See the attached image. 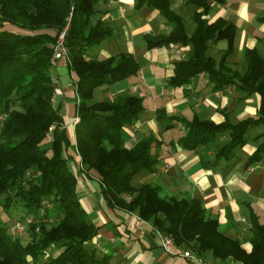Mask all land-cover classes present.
Returning a JSON list of instances; mask_svg holds the SVG:
<instances>
[{
  "label": "trees",
  "instance_id": "trees-1",
  "mask_svg": "<svg viewBox=\"0 0 264 264\" xmlns=\"http://www.w3.org/2000/svg\"><path fill=\"white\" fill-rule=\"evenodd\" d=\"M98 1L0 0V115L4 114L0 121V208L8 211L15 206L21 210V218H32L24 244L8 233L16 220L8 225L0 219V264H112L108 255L98 256L88 246L100 225L87 220L78 199L77 170L69 166L70 156L63 154L70 140L59 108L53 104L51 46L68 19L66 62L75 76L78 99L75 144L81 171L96 174L105 204L133 212L171 235L176 245L200 257L210 253L223 262L231 259L239 264H264V222L251 208V249L247 251L238 239L223 233L217 218L207 213L199 199L165 197L158 184L132 182L134 175L153 170L158 163L153 151L157 140L149 135L131 147L124 145L123 127L144 110L141 96L125 93L111 100H93L95 88L139 71L137 60L128 52L103 59L87 56L112 34L104 19L92 22ZM185 3L195 8L191 33L186 31L184 18L172 9L171 0H137L135 8L153 7L171 27L167 34L145 35L147 48L191 46L192 55L175 63L169 86L181 87L194 76L205 74L216 89L235 85L239 91L259 97L255 115L237 122L227 117L222 122L197 115L191 119L167 117L185 128L178 143L187 150L227 133L228 141L214 157L216 161H229L235 149L245 144L249 128L264 127V51L257 46L244 48L246 67L242 73L228 67L236 25L223 17L210 20L208 0ZM259 20L264 22V16ZM220 40L226 47L216 60L208 48ZM50 127V146L45 147L43 141ZM260 137L263 140L249 155L247 164L264 161V130ZM201 162L208 166L203 155Z\"/></svg>",
  "mask_w": 264,
  "mask_h": 264
},
{
  "label": "crops",
  "instance_id": "crops-1",
  "mask_svg": "<svg viewBox=\"0 0 264 264\" xmlns=\"http://www.w3.org/2000/svg\"><path fill=\"white\" fill-rule=\"evenodd\" d=\"M136 1L99 0L94 6L92 22L104 19L112 34L87 56L103 59L128 52L137 60L139 71L130 78L95 88L93 100H111L125 93L141 96L144 110L133 123L123 127L122 139L126 147H131L141 138L153 135L157 140V144L153 143V151L158 163L153 170L134 175L132 182L158 184L165 197L199 199L207 213L217 218L223 233L238 239L249 251L250 208L264 222V161L247 164V159L263 140L257 136L264 127L249 128L245 144L235 149L234 157L229 161H216L215 152L228 141L227 133H220L207 144L187 150L178 143L185 128L177 120L167 117L191 119L197 115L214 122H222L227 117L237 122L255 115L259 97L247 95L235 85L216 89L205 74L194 76L181 87L169 86L168 78L175 63L192 55L191 46L176 44L147 48L145 35L167 34L171 27L153 7L136 9ZM208 3L210 20L223 17L236 25L234 51L228 56L227 64L242 73L246 67L244 48L257 46L264 51V22L259 20L264 16V0H208ZM171 7L184 18L186 31L191 33L194 27L191 16L195 8L185 0H171ZM225 47L226 42L220 40L210 45L208 53L217 60ZM51 76L55 86L53 104L59 108L70 140L63 154L70 156L69 166L77 170L76 193L87 220L100 225L88 246L98 256L108 255L112 264H200L180 255L167 254L149 222L138 220L133 212L105 204L96 174L78 168L80 158L73 126L76 94L72 79L75 76L65 59L53 65ZM201 155L208 166L202 165ZM4 211L0 212V219L7 224L22 215L18 210L16 215L9 214L8 217V211ZM24 236H27L26 232ZM202 259L205 264H239L231 259L226 262L214 259L210 253L204 254Z\"/></svg>",
  "mask_w": 264,
  "mask_h": 264
},
{
  "label": "built area",
  "instance_id": "built-area-1",
  "mask_svg": "<svg viewBox=\"0 0 264 264\" xmlns=\"http://www.w3.org/2000/svg\"><path fill=\"white\" fill-rule=\"evenodd\" d=\"M68 23H69V19H68L65 27L58 33L55 42L51 46L52 50H53V55H52V59H51L52 65H55L59 60H62V59L68 60V49H67L66 44H65V34H66V30L68 28ZM72 80L74 82V91L76 94L75 79H72ZM76 102H78L77 96H76ZM78 120H79V117H78V115H76L74 118V121H73V126L78 122ZM78 168L80 170H82L83 165L81 163H79ZM136 218L138 220L143 221V219H141L137 215H136ZM30 223H32L31 217L16 219L15 223L9 228L11 234L12 235H19V234L23 233ZM152 229L154 230V232H155V234L159 240L160 246L163 248V250L167 254L180 255V256L188 258L189 260H191L193 262L205 264L202 257L196 255L190 249H185L181 246L176 245L171 235L163 234L162 232H160L157 228H155L153 226H152ZM36 230H38V229H36ZM208 264H211V263H208Z\"/></svg>",
  "mask_w": 264,
  "mask_h": 264
},
{
  "label": "rangeland",
  "instance_id": "rangeland-1",
  "mask_svg": "<svg viewBox=\"0 0 264 264\" xmlns=\"http://www.w3.org/2000/svg\"><path fill=\"white\" fill-rule=\"evenodd\" d=\"M15 108H18L17 106H14ZM4 118V114L0 115V121H2ZM62 126L64 127V124H62ZM52 127L49 128V132L45 135V139L43 141V145L45 147H48L50 146V140H51V131ZM247 134V133H246ZM5 209L3 208H0V212L2 213H5L4 211ZM19 208L18 207H15L13 206L12 208H10V210H8V212L6 214H8L7 216L9 217V214H12V215H16L17 212H18ZM1 215V213H0ZM19 219H22L21 216L19 217ZM51 220H54L55 218L53 217H50ZM9 225V224H8ZM12 225L9 226V228L11 227ZM8 228V233L13 237V238H19L23 243H25L27 240H28V236H24V233L26 232V229L23 233L19 234V235H12L11 232H10V229Z\"/></svg>",
  "mask_w": 264,
  "mask_h": 264
}]
</instances>
